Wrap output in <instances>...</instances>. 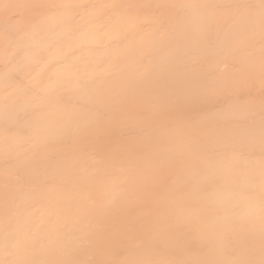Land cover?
Returning <instances> with one entry per match:
<instances>
[{
  "label": "bare ground",
  "instance_id": "6f19581e",
  "mask_svg": "<svg viewBox=\"0 0 264 264\" xmlns=\"http://www.w3.org/2000/svg\"><path fill=\"white\" fill-rule=\"evenodd\" d=\"M0 264H264V2L0 0Z\"/></svg>",
  "mask_w": 264,
  "mask_h": 264
},
{
  "label": "snow or ice",
  "instance_id": "6c2138e0",
  "mask_svg": "<svg viewBox=\"0 0 264 264\" xmlns=\"http://www.w3.org/2000/svg\"><path fill=\"white\" fill-rule=\"evenodd\" d=\"M262 2H264V0H262Z\"/></svg>",
  "mask_w": 264,
  "mask_h": 264
}]
</instances>
